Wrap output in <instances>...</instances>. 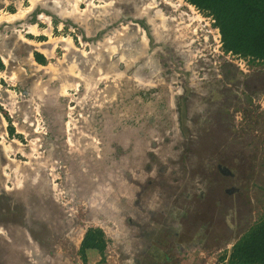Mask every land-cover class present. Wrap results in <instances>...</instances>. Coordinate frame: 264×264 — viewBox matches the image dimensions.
Listing matches in <instances>:
<instances>
[{
  "label": "rangeland",
  "instance_id": "374dc122",
  "mask_svg": "<svg viewBox=\"0 0 264 264\" xmlns=\"http://www.w3.org/2000/svg\"><path fill=\"white\" fill-rule=\"evenodd\" d=\"M1 44L0 264H234L264 220V60L186 0H0Z\"/></svg>",
  "mask_w": 264,
  "mask_h": 264
},
{
  "label": "trees",
  "instance_id": "16d2710c",
  "mask_svg": "<svg viewBox=\"0 0 264 264\" xmlns=\"http://www.w3.org/2000/svg\"><path fill=\"white\" fill-rule=\"evenodd\" d=\"M208 13L221 34L224 51L264 60V0H186ZM40 62L44 56L37 53ZM104 248L101 230L86 232L81 246ZM231 261L242 264H264V220L253 226L234 245Z\"/></svg>",
  "mask_w": 264,
  "mask_h": 264
},
{
  "label": "flooded vegetation",
  "instance_id": "af4514ba",
  "mask_svg": "<svg viewBox=\"0 0 264 264\" xmlns=\"http://www.w3.org/2000/svg\"><path fill=\"white\" fill-rule=\"evenodd\" d=\"M246 98H247V100H246V103H247V105H250V106H256L257 107V109H258V106H259V103L258 102H254V100L252 99V98H250L249 97V95H244ZM183 103L185 104V108H186V113H187V104H186V101L185 100H183ZM182 103V104H183ZM255 104V105H252V104ZM182 104H181V111H182ZM260 106H261V103H260ZM244 113H247V111H248V109H246V108H243V110H242ZM252 116V115H251ZM252 118H255L254 116H252ZM181 119H182V114H181ZM242 120H243V118H242ZM182 121H183V119H182ZM184 127V126H183ZM253 157H254V155H253ZM235 164H236V167H237V165H240L241 164V162H237V160H235ZM245 164V163H244ZM217 168H218V170L221 172V173H223L224 174V176H228V177H233L235 180H236V178H238L237 177V175H239V174H237V172L238 171H240V170H238V169H236V170H232V169H230V167L228 166V165H226V164H222V163H219L218 164V166H217ZM245 170H247V176H248V178H250V175L253 177L254 176V174H256V172L254 171V168L252 167V165H251V167H245L244 168ZM246 172V171H245ZM258 177H260V175L258 174ZM262 190H264V187H262ZM223 191L226 193V195L228 196V197H233L236 193H237V195L238 194H240L241 193V190H240V188L238 187V186H236V185H233L232 183L230 184V186L229 187H225V188H223ZM184 216V215H183ZM174 234L175 235H179L180 234V232H178V231H176L175 230V232H174ZM172 256V255H171ZM167 258H168V256H167ZM169 259V258H168ZM232 262V261H231ZM232 263H234V262H232ZM235 264V263H234ZM236 264H238V263H236ZM239 264H242V263H239Z\"/></svg>",
  "mask_w": 264,
  "mask_h": 264
},
{
  "label": "water",
  "instance_id": "95a60500",
  "mask_svg": "<svg viewBox=\"0 0 264 264\" xmlns=\"http://www.w3.org/2000/svg\"><path fill=\"white\" fill-rule=\"evenodd\" d=\"M181 114H182V119H183V126H184V123H185V120H186V108H185V104L183 103L182 104V111H181ZM184 128V127H183ZM185 129V128H184Z\"/></svg>",
  "mask_w": 264,
  "mask_h": 264
},
{
  "label": "crops",
  "instance_id": "0c3cea01",
  "mask_svg": "<svg viewBox=\"0 0 264 264\" xmlns=\"http://www.w3.org/2000/svg\"><path fill=\"white\" fill-rule=\"evenodd\" d=\"M3 46H4V48H5V45H4V44H1V45H0V49H1L3 52H5V50H3V49H4ZM0 55H1V54H0Z\"/></svg>",
  "mask_w": 264,
  "mask_h": 264
},
{
  "label": "built area",
  "instance_id": "2783aa9c",
  "mask_svg": "<svg viewBox=\"0 0 264 264\" xmlns=\"http://www.w3.org/2000/svg\"><path fill=\"white\" fill-rule=\"evenodd\" d=\"M213 22H214V20H213ZM229 53H232V52H229ZM236 55H238V54H236Z\"/></svg>",
  "mask_w": 264,
  "mask_h": 264
},
{
  "label": "bare ground",
  "instance_id": "6f19581e",
  "mask_svg": "<svg viewBox=\"0 0 264 264\" xmlns=\"http://www.w3.org/2000/svg\"><path fill=\"white\" fill-rule=\"evenodd\" d=\"M160 12V11H159ZM166 17V16H165ZM166 25V24H165ZM4 60V59H3ZM9 147V146H8Z\"/></svg>",
  "mask_w": 264,
  "mask_h": 264
}]
</instances>
